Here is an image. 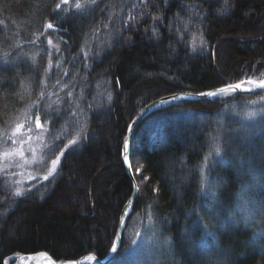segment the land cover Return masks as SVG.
Instances as JSON below:
<instances>
[{
    "label": "trees",
    "instance_id": "obj_1",
    "mask_svg": "<svg viewBox=\"0 0 264 264\" xmlns=\"http://www.w3.org/2000/svg\"><path fill=\"white\" fill-rule=\"evenodd\" d=\"M113 1L53 11L58 0H0V38L14 36L27 46L46 21L54 22L63 63L46 85H67L58 105L56 97L48 108L38 99L53 146L43 149L32 176L19 183L13 172L0 171V264L38 252L60 263L88 254L103 259L131 193L121 154L135 114L168 94L264 78V0H229L234 7H222L224 0H115L125 5L110 22L106 7ZM129 16L135 20L125 27ZM108 22L109 41L98 49L94 40ZM14 50L3 48L0 58ZM38 67L30 78L21 72L6 85L0 76V128L42 91L44 58ZM263 95L169 103L139 122L130 145L138 194L108 264H264V116L256 124L244 113ZM82 125L79 142L44 180L51 160ZM17 187L22 197L13 195Z\"/></svg>",
    "mask_w": 264,
    "mask_h": 264
},
{
    "label": "rangeland",
    "instance_id": "obj_2",
    "mask_svg": "<svg viewBox=\"0 0 264 264\" xmlns=\"http://www.w3.org/2000/svg\"><path fill=\"white\" fill-rule=\"evenodd\" d=\"M59 2H60V0H58V3ZM76 2H77V0H69V4L68 5H62L61 9L64 10L65 8H67L68 10H77V11L82 10V9H76L74 7ZM116 4L119 6V8H118V6H116ZM124 5H125V3L121 2V4H120V2H116L114 0L110 5H108L106 7L107 14H108V16H110V19H109L110 22H115V20L120 17V13L122 12ZM89 6H91V5H88L87 7H89ZM114 6L117 7V10H114V8H115ZM53 24H54V22H53ZM110 27H109V22H108L104 28V33L101 32L96 36L94 41H95L98 49H101L103 47V42L109 41V35L111 32ZM113 27L114 26H112V28ZM51 30H52L51 33H53V35H46L45 34L46 30L43 27L40 34L37 35L36 39L33 40L31 43H29V45H27V46H23L24 45L23 42H20L21 39H19V38L14 39L15 38L14 36L11 38H5V36H2L0 38V51L3 48H7V47L12 46V45H14V48H15L14 54L8 53L7 55H5V56L3 55V57L0 58V76L1 75L4 76V79H3L4 85H6L7 81L11 82L13 76H14V80H16V78L20 75L19 73H21V72L25 73V75H27L30 78V76L35 73V70L39 68L38 67L39 61L44 58V67H43L42 77H41V81H43V83H40V86H42L44 89V90L42 89V91L44 93V96H43L44 99H42V100L44 101L43 105L45 108L49 107V105L51 104L50 102L55 97H56V99L54 101H56L58 98H59V101H61V93L67 88V85L63 83V80L53 82V84H51L50 87H49V85H46L48 78L51 76V73L53 71L58 72L61 69V66L63 63L62 51L61 52L57 51V48H59V45L56 41L57 30L55 28H53ZM40 38L43 39V42H39L38 39H40ZM49 40L52 41L51 44L48 43ZM37 41L39 43L36 44ZM83 51L87 52V49L81 50V53H83L86 56V52L84 53ZM49 60H51V66H49ZM57 61H59V64H57ZM46 69H47V71H46ZM57 82H59V83H57ZM42 91L39 92V95H38V97H36V100L35 99L33 100V101L37 102L36 104H34L30 109L27 107L26 108L27 111H26V109L24 111H22L21 115H19L15 119V121L11 122L8 125V127L0 128V132H7L10 134L12 128H14L16 123H19L22 120L26 121L29 118H31V122L28 123L26 125V127L21 130V133L18 136L19 139H25V140H27L28 135H31L33 137L32 141L30 143H26L24 145L25 159L28 161H31V163H25L24 160H21L19 157H16L14 159V161L11 163V166L8 167L6 169V171L0 170L1 172L2 171L3 172H7V171L13 172L12 177L15 178L17 180V182H19V183L21 181H23L25 178L32 176V170L31 169L33 168V166L37 162H39V160L41 158V154L43 152V149L45 148L44 145L45 144L48 145L47 140L45 139L46 134H47L45 128L44 127H42L41 129L35 128V116L38 114V111H36V109H37V106L39 107L38 104L40 102L38 99L41 98L40 94ZM49 93H52V95H49ZM261 97H264V95ZM261 97L248 102L247 103L248 104L247 109L244 110L245 119L252 122V123L255 122L257 124L258 121L256 118L264 116V100H261L260 99ZM42 100H41V102H42ZM33 101H31V103L29 105H32ZM53 103H55V102H53ZM55 104H57V103H55ZM77 109L79 111L78 106H77ZM249 112H254L256 114L254 116L246 115ZM244 113H243V116H244ZM79 116H80V111H79V114L75 113L74 115H72V119H73L72 122L77 123ZM67 123H70V121H68ZM65 128H66V124L61 125L58 132L55 134V137L53 140H55L56 137H59V135L61 134V132ZM29 129H31L30 132L28 131ZM41 136L43 137L42 141L37 139V137H41ZM5 147H9V148L12 147L10 140L3 143V144H0V151H2ZM30 147L36 149L35 160H33L32 152L28 150ZM2 168H3V165L0 164V169H2ZM28 260L22 259L21 261L18 262V264H27Z\"/></svg>",
    "mask_w": 264,
    "mask_h": 264
},
{
    "label": "snow or ice",
    "instance_id": "obj_3",
    "mask_svg": "<svg viewBox=\"0 0 264 264\" xmlns=\"http://www.w3.org/2000/svg\"><path fill=\"white\" fill-rule=\"evenodd\" d=\"M97 0H77V2L75 3L74 7L76 9H84L86 8L88 5H94L96 4ZM141 2L143 3V0H141ZM69 4V0H60L59 3H57L55 5V8L53 9V11H55L56 9H61L62 5H68ZM224 6H231L234 7L235 5H229V0H224V5H222V7ZM68 9L65 8L64 11H67ZM217 11H219V9H217ZM135 17L134 16H129L128 20L124 21V25L125 27H128L131 21H134ZM54 28V24L51 20H48L44 23V29L45 30H49V29H53ZM185 28H187V25H185ZM158 33L156 32V30H153V35H157ZM199 39L201 41V45L204 43V38H203V34L200 33L199 35ZM49 44L52 43L51 40L48 41ZM195 50V48H194ZM57 51H59V48H57ZM57 64H59V61H57ZM49 66H51V60H49ZM255 67V66H253ZM47 71V69H46ZM262 76H264V73L261 74ZM41 83H43V81H41ZM59 83V82H57ZM244 85H248L247 88L243 87ZM255 88H261L264 89V79H254L252 77H246L244 79L239 80L236 83H224L222 86L216 88L214 91H207V92H202V93H198V95H206V96H215L217 94L223 93V94H230L232 92H235L236 90H242V91H251L252 89ZM49 95H52V93H49ZM68 96H71L72 93L68 92L67 93ZM44 93L41 92L40 97L41 99L43 98ZM108 99H111V95L109 94ZM261 100H264V97L260 98ZM36 101H33L32 105H29L28 108L30 109L34 104H36ZM55 103L59 104V98L55 101ZM49 107H51V105H49ZM27 111V109H26ZM256 113L254 112H249L246 115L248 116H254ZM42 117L41 115L37 114L35 116V128L36 129H41L42 123H41ZM31 122V118H29L28 120H22L19 123H16L14 128H12L11 133H7V132H0V144H3L7 141H11V145L12 147H5L2 151H0V164L3 165V168L0 170H5L11 166V163L14 161V159L16 157H19L21 160H24L25 163H31V161H28L25 159V149H24V145L26 143H30L33 139V137L31 135H28L27 140L25 139H19L18 136L21 133V130L24 129L26 127V125L28 123ZM129 127L131 128L132 126L129 125ZM85 129H86V125H82L79 129V132L77 134L76 137H74L72 140H70L68 142V144H66L64 146V149L60 150V153L58 155H56V157L54 159L51 160L50 162V167L48 168V172L47 175H45L43 177L44 180H48L50 177L54 176L55 173L59 170V165L61 163V159L65 153V151L70 148L71 146L76 145L80 138H81V134L85 133ZM29 132L31 131V129L28 130ZM38 140H43V137H37ZM56 139H59V137H56ZM218 139V138H217ZM53 145H47L45 144L44 147L45 148H51ZM29 151L32 152L33 154V160H35L36 158V149L34 148H29ZM125 151H127V142H125ZM214 151L217 155H219L222 151L220 145L218 143L214 144ZM211 153H209L210 155ZM43 159V158H41ZM201 176L203 177V169H201ZM201 187H203V180L201 181ZM29 191H31V189H29ZM153 191H157L156 188H153ZM13 195L15 197H22L24 195V190L17 187L14 192ZM132 201L128 202V205L131 206ZM120 224L123 225L125 223L124 220V214L121 215L120 217ZM111 251H116V244L115 241H113V245L111 248ZM41 256H45L47 257V253H40ZM96 260V257L92 254L86 255L82 258V260H72L69 261L68 264H83V261H94ZM50 264H54V262L50 261Z\"/></svg>",
    "mask_w": 264,
    "mask_h": 264
},
{
    "label": "water",
    "instance_id": "obj_4",
    "mask_svg": "<svg viewBox=\"0 0 264 264\" xmlns=\"http://www.w3.org/2000/svg\"><path fill=\"white\" fill-rule=\"evenodd\" d=\"M264 79V78H263ZM236 83V82H235ZM243 87L247 88L248 85H244ZM218 88V87H217ZM216 88H213L211 90L208 91H214ZM264 91V89L261 88H255L252 89L251 91H242V90H236L235 92L232 93H241V94H256L259 92ZM207 92V91H205ZM202 93V92H201ZM222 94V93H220ZM217 94L215 96H206V95H198V93L193 94V93H180V92H176V93H172V94H168L165 96H161L155 100H153L152 102L148 103L147 105H145L144 107H142L136 114L135 116L131 119L130 124L132 127L130 128L128 126L127 132H126V136L124 138V142L122 145V154H121V161L124 167V170L131 182V193L130 196L128 198V200L126 201L125 205L123 206L119 217H118V222H117V228H116V234H115V244H116V251H110L109 254L107 256H105L103 259H99L96 257V260L88 262V261H83V264H108L110 263L115 256L117 255V253L120 250L121 247V242H122V235H123V228H124V224L121 225L120 224V217L122 214H124V220L128 217V215L130 214L131 211V207L135 201V198L138 194V187L131 169V164H130V145H131V140L134 134V131L137 127V125L139 124V122L149 113H151L152 111L156 110L157 108H159L160 106L169 104V103H177V102H186V101H197V100H203V99H211L214 97H217ZM125 142H127V151H125ZM132 201L131 206L128 205V202ZM40 253H46V252H38L36 254L33 255H28L27 256V260L29 258H32L33 256H37L40 255ZM89 255V254H88ZM93 255V254H92ZM86 256V255H85ZM44 259L49 260L51 262H54V264H66V263H60L56 260H54L49 254H47V257L42 256ZM84 256L76 259V260H82ZM27 264H38V262L35 259H29Z\"/></svg>",
    "mask_w": 264,
    "mask_h": 264
},
{
    "label": "bare ground",
    "instance_id": "obj_5",
    "mask_svg": "<svg viewBox=\"0 0 264 264\" xmlns=\"http://www.w3.org/2000/svg\"><path fill=\"white\" fill-rule=\"evenodd\" d=\"M29 259H31V260L35 259L38 262V264H50V261L44 259L41 255L33 256L32 258H29ZM66 264H68V263H66Z\"/></svg>",
    "mask_w": 264,
    "mask_h": 264
}]
</instances>
